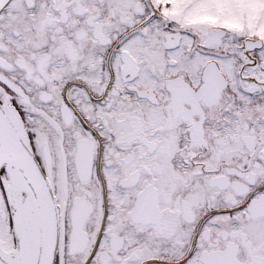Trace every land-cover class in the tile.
Instances as JSON below:
<instances>
[{
    "label": "snow or ice",
    "instance_id": "6c2138e0",
    "mask_svg": "<svg viewBox=\"0 0 264 264\" xmlns=\"http://www.w3.org/2000/svg\"><path fill=\"white\" fill-rule=\"evenodd\" d=\"M0 264H264V0H0Z\"/></svg>",
    "mask_w": 264,
    "mask_h": 264
}]
</instances>
